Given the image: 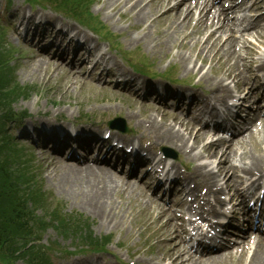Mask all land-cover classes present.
Returning <instances> with one entry per match:
<instances>
[{
    "label": "bare ground",
    "instance_id": "1",
    "mask_svg": "<svg viewBox=\"0 0 264 264\" xmlns=\"http://www.w3.org/2000/svg\"><path fill=\"white\" fill-rule=\"evenodd\" d=\"M147 1V0H145ZM175 1L176 5L175 7L171 8L170 4ZM181 0H151V4L153 5H161L165 8V12L168 14L165 17H162V20H164L166 17H170V14L172 10L177 9ZM219 1V0H218ZM224 0H221V2ZM109 4V2H108ZM149 6V5H148ZM243 5H236L235 9H240ZM132 8L135 10L140 11V8L138 5L134 4L132 5ZM151 8V7H150ZM149 8V10H150ZM148 11L146 9H141V18H144L146 16V13ZM205 21V20H204ZM261 22V19L258 20ZM181 16L179 14L174 15V19L170 23V29L171 32L174 34L179 30V27L181 26ZM223 31H226L225 27H222ZM256 34H259L260 31H264V26L261 27L258 24H255L254 28ZM253 30V31H254ZM167 33V31H165ZM174 36V35H173ZM264 36V35H263ZM192 39L194 40L193 36L191 34H185L182 36L179 41L180 43L177 44V46L182 47L183 45L187 44V40ZM208 42V37H207ZM235 40L236 38H232L229 41V47L227 45L222 46H212L210 49L208 48H202L200 50L195 51V58L196 62L192 61L190 58L187 59L185 55L182 53L181 58L183 60H179L185 65H196L197 66V60H201L202 63H206L207 61H211L213 64L216 63L218 66V69L216 71L215 80L213 81L211 85V91L217 90V88L220 87L221 84H223L226 80H229L228 75L234 76L233 78H230L232 82L236 81V79L239 80V70L236 69V63L233 64L226 73L225 69L229 65V59H235L237 58L235 54L232 52L233 48L235 47ZM133 42H135L137 45H142L144 42H150V36H140L132 39ZM172 45V41H169V46ZM97 45L94 47H88V50L96 51ZM225 50V55L228 57L227 59L223 58H214L213 55L218 52H222ZM183 50V49H182ZM65 54L61 60L64 61L66 58ZM82 60L81 56L79 55H72L71 56V63L78 64ZM189 61V62H188ZM99 62L101 64H107L109 62V59L107 58V55L103 54L99 57ZM73 64V65H75ZM48 67L49 62H47L45 59L39 60V62L35 65L36 73L41 74L42 79L50 80V76L48 75ZM74 67V66H73ZM76 68V67H74ZM203 67H200L199 69H202ZM198 67L195 68L194 71H197ZM201 73L200 70H198ZM43 74V75H42ZM45 74V75H44ZM238 77V78H237ZM203 79L206 78V76L202 77ZM70 82V79L68 80V83L66 85L60 86L56 89V92L63 93L67 92L69 90L68 84ZM245 84V81H244ZM227 88V87H226ZM246 91L244 101L246 103L250 102V100L255 95V89H249L245 86ZM254 101V100H253ZM210 104V100L205 101V105L208 106ZM246 108L244 109V105L241 106V108L238 110V113L246 112ZM207 108H196V112L198 113V116H202L206 113ZM157 114H152L149 117H147L148 121L150 122L149 128L145 129L143 126V123L140 121L138 123V127L142 128L145 133L148 134V136H153L154 144L155 145H170V146H176V148L179 151L186 152L189 150L188 155H191V153L195 152V146L192 145L188 139L186 138L185 134L190 136V134L195 131V126L185 123L184 120H180L179 117L175 116L172 112L169 111H155ZM244 114V113H243ZM161 116V120L159 121L157 119V116ZM238 115H236V118ZM238 119V118H237ZM176 127H179L178 130H176ZM231 132L234 133L235 131L231 129ZM264 132V128L262 131ZM260 137V135H259ZM259 137L258 141H259ZM250 138V143L252 146L256 145V139ZM264 139V137H263ZM245 143V142H244ZM248 143V141H247ZM198 145V143H195ZM261 146L264 148V141L260 143ZM220 145L217 144V146ZM257 156H253L250 161L251 164L257 163L260 159L263 160L264 158H260ZM54 165V162L52 163ZM63 169H68L65 177H62V181L57 183V187L65 194L69 196V198L74 199L75 201H78L81 205V207H84L85 210H88L91 214H94L95 216H98L102 218V221H105V224H108L110 227H114L115 219L117 218L119 213H116L117 206H116V196L121 192L125 186H131L134 184V182H128L124 177H116V175L113 174V172L107 170L105 167L100 166H92L91 168H85L80 169L78 167H70L67 163L62 162ZM49 169H52L55 173L56 168L54 166H50ZM219 173L221 174V171L219 170ZM195 175V173H194ZM213 179H210L209 182H212ZM162 213H166V211H162ZM123 218V217H122ZM158 235H161L162 241L160 242V247L165 249L167 252V256L169 257L171 264H194L191 263L188 259H185L184 255L180 254L177 250L175 245L174 239L171 238V234L168 232H158ZM164 240V241H163ZM161 252H165L164 250H159ZM131 258L133 262L136 264L139 261V256L136 252H133L131 254ZM154 260V259H153ZM226 260L221 258V256H217L214 258H211V260L204 262V264H220L225 262ZM73 264H79V262ZM89 264H99L98 262H92ZM236 264H242L240 260L236 262ZM260 264V263H259Z\"/></svg>",
    "mask_w": 264,
    "mask_h": 264
},
{
    "label": "rangeland",
    "instance_id": "2",
    "mask_svg": "<svg viewBox=\"0 0 264 264\" xmlns=\"http://www.w3.org/2000/svg\"><path fill=\"white\" fill-rule=\"evenodd\" d=\"M4 1V0H1ZM7 1V0H6ZM100 6L97 5L96 8H99ZM3 42H5V44L7 45V42L4 40ZM11 45H13V43H10ZM8 47V45H7ZM0 51H4V46L1 49L0 46ZM14 63L16 64V66L18 67V71H17V78H19V76L23 75V73L25 72L26 74H30L32 71L29 68L30 64L28 62V60H26V62L24 63L23 61H18V64L14 61ZM2 74H1V86H0V98H4V99H0V102H3V100L5 99H11V98H20L21 100L15 105V110L16 112H22L24 110H26L29 113H32L34 116L38 117V119H42L44 117H50V118H54V117H60V116H64V117H71L69 114L73 111L76 110V113H78L79 115L81 114H85L86 110H82L84 106L86 105H94L93 101H96V98L94 95H92L91 93H89V89H80L77 87H72L69 88L68 92H61V93H55L56 89L60 86V84H58L57 80L58 77L57 75H52L50 80L47 79H42L41 75L38 76V79H36L32 85H29L28 82L31 81H27L26 77L25 78H21L20 82V86L14 88V86H12V78L10 77L9 74L5 73L4 67L2 66ZM23 72V73H22ZM61 74V73H59ZM181 77V76H178ZM30 86L31 89L28 88H23ZM18 92H22V93H18ZM28 97V98H27ZM80 109H79V108ZM90 115L92 114V112L89 113ZM114 113H111L108 115V117L106 118V121L108 120L109 116H114ZM76 119V117H74V120ZM128 124L131 126V131L129 133V135H135V136H140L141 135V131L137 129V123L135 120H130L128 121ZM30 154V160L34 159L35 161H32V166H34V169H38L37 174L40 175V177L43 178V186L45 187V189L49 188V184L46 181L47 179V175H46V171L43 169L46 168L43 167L42 169H40V162H39V154H31L30 152H28ZM36 157V158H35ZM38 165V168L36 167ZM43 165H45L43 163ZM64 170L63 168L60 170V173H63ZM3 181H0V190H3L5 187V184L3 185ZM71 206H74V202L70 203ZM76 207L74 206L72 209V212L75 213ZM37 214L43 218L44 213L43 212H37ZM38 219V218H37ZM100 221V220H96ZM119 229V228H118ZM47 233L52 234V235H56L54 230H49ZM95 233L98 236H103V232L100 230V227L95 228ZM129 234L125 233L124 231L122 232V229H119L118 231H115L113 233V237L112 238V243H121L122 241H126V237ZM138 235L134 236V239L128 242V245L131 246V251L136 249L134 242L138 241L139 239L137 238ZM63 240L66 241L65 238H63ZM17 264H25L24 259L20 260L19 262H17Z\"/></svg>",
    "mask_w": 264,
    "mask_h": 264
},
{
    "label": "trees",
    "instance_id": "3",
    "mask_svg": "<svg viewBox=\"0 0 264 264\" xmlns=\"http://www.w3.org/2000/svg\"><path fill=\"white\" fill-rule=\"evenodd\" d=\"M1 74L2 72L0 70V80ZM13 99L14 98L5 99L4 103L9 104ZM0 105L2 104L0 103ZM4 173H6V167L0 162V175H3ZM3 194L4 192L0 190V203L3 199ZM13 199L14 201L11 203L12 209L10 211L4 210L5 207H3V203L0 204V231L4 236H9V239L23 235L29 229L25 216V204L22 201V198L15 196Z\"/></svg>",
    "mask_w": 264,
    "mask_h": 264
}]
</instances>
